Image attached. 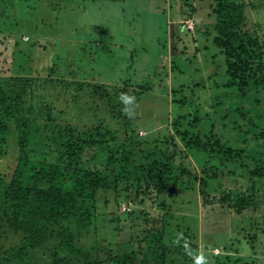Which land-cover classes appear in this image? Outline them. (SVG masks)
I'll return each mask as SVG.
<instances>
[{"label": "trees", "instance_id": "trees-1", "mask_svg": "<svg viewBox=\"0 0 264 264\" xmlns=\"http://www.w3.org/2000/svg\"><path fill=\"white\" fill-rule=\"evenodd\" d=\"M256 1L212 0L208 13L212 21L205 31L212 39L204 46L212 43L223 56L226 103L220 107V95L211 96L205 104L209 109L201 105L199 110L197 105L175 115L168 126L172 132L165 138L149 134V139L135 128L121 133L124 139L119 140L118 129L108 127L107 117L117 126L132 125L133 114L122 111L118 96L126 92L137 99L136 94L145 93L147 85H137L129 77L114 86L88 81L87 72L73 61L68 66L71 80L53 78V67L47 78H36L24 67L26 63L31 69L28 60L20 57L23 53L9 47L11 38L0 36V161L8 156L10 145L14 151L13 168L12 161L8 174H0V264H172V255L195 252L198 242L189 230L174 240L168 237L165 217L170 216L171 207L161 196L196 190L204 203L217 202L227 214L246 211L261 198L255 191L264 192V34L250 15ZM189 11L191 15L197 8L191 5ZM4 14L5 9L0 11L4 31L19 27L21 20L7 21ZM190 15L186 12L181 20ZM61 94L84 116H92L93 123L83 128L58 123L53 102H46L45 97ZM184 101L177 102L186 108L189 100ZM104 105L108 113L101 115ZM218 130L233 142H225ZM243 154L253 163L248 172L250 187L219 192L208 200L209 181L227 174L228 168L230 174V164ZM152 197L164 213L158 215L146 207L119 212L122 203L143 206ZM101 200L107 205L116 202L113 214L118 213V225L122 218L131 224L117 225L107 242L96 235ZM132 214L135 217L130 218ZM141 218L143 224H136ZM134 227L144 232L140 240ZM117 231L129 232L128 240L117 243L119 249L114 243ZM258 231L264 233L263 228ZM250 237L251 244L257 237ZM121 243L126 246L121 248ZM251 248L256 251L254 245ZM227 253L224 257L207 254L208 264L256 262L255 255L238 250Z\"/></svg>", "mask_w": 264, "mask_h": 264}, {"label": "rangeland", "instance_id": "rangeland-1", "mask_svg": "<svg viewBox=\"0 0 264 264\" xmlns=\"http://www.w3.org/2000/svg\"><path fill=\"white\" fill-rule=\"evenodd\" d=\"M185 2L188 4L185 5ZM211 2L123 0L113 3L112 0H59L55 3L52 0H0V11L5 9L4 18L7 16V21L16 18L21 20L16 29L10 26L13 33L9 32L11 29L4 31L1 25L0 36L8 35L11 38L8 40L9 47H16L19 54L23 53L20 57L28 60L31 69H27L26 63L24 67L30 71V76L47 78L50 67H53V78L66 77L71 80L73 76L68 66L73 61L75 67L87 72L85 75L88 81L114 86L121 79L129 77L137 85H147L145 93L136 94L138 98L132 112V125L129 127L124 121L122 127L117 126L115 121L107 117L108 127L118 129L119 140L124 139L122 137L125 134L121 133L131 132L135 128L140 136H148L150 139V134L153 138L157 135L165 138L172 132L169 128L175 115L186 113L197 105L199 110L201 105L208 108L205 104L211 101V96L220 95V107L226 103V87L223 84L227 82V77L223 56L212 43L205 48L209 45L207 40L212 39V35L208 37L205 34L212 21L208 15ZM191 5L197 11L190 15ZM186 12L190 15L186 20L193 19L196 29L194 25L193 30L188 29L186 20H181ZM250 15L261 25L259 33L264 34V0L254 3ZM17 40L20 41L19 46L13 47ZM52 87L48 86L49 89ZM183 98L184 103L186 99L189 100L186 108L181 105V101L177 102ZM45 101L53 102V116L61 125L68 123L83 128L93 123L92 116H84L78 108H74L73 102L66 95L46 96ZM99 113L107 114L108 108L102 106ZM227 122L230 126L229 120ZM218 133L225 142H233L226 135L222 136L223 131L218 130ZM12 155L14 157L13 146L10 145L8 156L0 161V174H8L12 161L13 168ZM250 159L243 154L230 164V174L228 168L225 170L227 174L220 173L217 179L210 180L206 189L208 200L219 196V192L247 190L252 184L248 173L253 168ZM197 165L201 167L199 163ZM220 168L223 170V167ZM255 194L257 197L261 195V198L255 200L248 210L241 213L231 210L228 214L219 208L221 205L217 202L204 203L205 198L199 196L196 190L177 191L172 197L161 196V200L171 207L170 216L165 217L169 224L168 237L174 240L184 230H189L198 242L195 252L186 256L179 253L172 255L175 259L172 264H200L201 257L209 262L208 255L220 254L224 257L227 252L234 253V250L255 255V264H264V233L258 231L259 228L264 229V192L257 188ZM126 203H122L119 212L125 208L126 211L128 208L137 211L146 207L158 215L164 213L159 201L154 202L153 197L148 198L143 206ZM116 207V202L108 205L103 200L98 202L96 225L99 231L96 235L100 234L102 242L109 241L115 235L116 228L122 227L120 223L123 221L126 223L122 225L131 226L130 220L123 218L118 225V213L113 214ZM133 217L135 214L130 216ZM143 220L138 219L136 224H143ZM134 230L139 240L144 237L143 231L137 227ZM251 235L257 238L250 244ZM128 239L129 232L117 231L115 246L118 248L119 241ZM122 244L126 246L121 243V248ZM205 244L209 245L207 249H203ZM251 245L256 247V251ZM211 261L215 262L214 259Z\"/></svg>", "mask_w": 264, "mask_h": 264}, {"label": "clouds", "instance_id": "clouds-1", "mask_svg": "<svg viewBox=\"0 0 264 264\" xmlns=\"http://www.w3.org/2000/svg\"><path fill=\"white\" fill-rule=\"evenodd\" d=\"M118 100L124 106L122 111L127 115H131L136 106L135 96L129 95L126 92H122L118 96ZM200 264H208V262L203 257H201Z\"/></svg>", "mask_w": 264, "mask_h": 264}, {"label": "built area", "instance_id": "built-area-1", "mask_svg": "<svg viewBox=\"0 0 264 264\" xmlns=\"http://www.w3.org/2000/svg\"><path fill=\"white\" fill-rule=\"evenodd\" d=\"M185 23L187 24V28L188 29H192L193 28V25H194L193 19H188V20L185 21Z\"/></svg>", "mask_w": 264, "mask_h": 264}]
</instances>
